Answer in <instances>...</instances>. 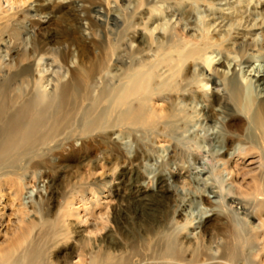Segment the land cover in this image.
<instances>
[{
	"label": "bare ground",
	"instance_id": "1",
	"mask_svg": "<svg viewBox=\"0 0 264 264\" xmlns=\"http://www.w3.org/2000/svg\"><path fill=\"white\" fill-rule=\"evenodd\" d=\"M29 1L0 0V50L9 57L6 63L0 61V205L6 188H13L14 182L20 186L17 170L30 162L27 157L42 159L43 147L59 143L58 138L67 134L66 144L75 147L74 142L80 141L78 153L94 159L103 153L99 167L115 165L112 174L102 173L108 179L87 184L95 190L94 197H101L105 188L110 197L118 198L113 218L121 224L119 238L108 227L110 220L103 218L96 225V236L80 235L78 230L69 237L64 231L70 226L67 215L35 223L20 214L0 242V264H47L49 250L55 248L58 253L64 247L70 256L64 264H122L131 243L143 244L134 253V264H264L263 222L242 242L229 228V216L216 212L213 216L222 221L214 225L204 221L195 240L183 231H169L172 219L179 222L178 185L195 189L186 179L188 170L184 180L172 167L171 181L159 174L156 190L142 185V167L152 159V143L171 148L163 168L176 164L183 170L190 155L195 163L204 158L181 149L175 141L194 117L196 108L188 107L198 100L203 103L198 115L204 123L213 125L222 114L226 118L224 152L211 156L212 162L223 163L222 169H215L216 176L226 171L235 186L239 176L252 174V185L230 188V198L238 204L246 199L253 209L264 212V68H257L254 78L243 69L252 66L254 54L257 61H264V33L256 38V30L264 26V2L235 0L229 6L232 14L218 15V0H206L204 9L200 0H161L173 1L171 11L155 0H134L132 12L125 7L128 1L115 0L123 18L120 22L111 16L110 0H69L65 8L56 6L57 32H34L28 44L22 26L30 14L24 7ZM46 10H40L41 14ZM93 13L104 20H97ZM83 22L91 37L84 36ZM214 54L235 64L231 69L224 61L215 65ZM206 83L220 86L221 92H200ZM115 134L133 139L131 158L112 140ZM190 141L198 150L205 142L198 134ZM236 146L240 147L236 158L230 157ZM237 161L250 170L246 175L238 172ZM122 163L126 170L119 174ZM14 195L18 197L19 191ZM78 196L84 200L85 193L71 197L70 208ZM254 196L259 203L251 202ZM202 202L209 205L211 200L202 197ZM246 211L255 218L251 210ZM72 215L81 217L80 212ZM3 225L1 219L0 228ZM215 229L223 234L219 254L206 255L205 248L218 236L213 234ZM146 239L152 241L147 247Z\"/></svg>",
	"mask_w": 264,
	"mask_h": 264
},
{
	"label": "rangeland",
	"instance_id": "2",
	"mask_svg": "<svg viewBox=\"0 0 264 264\" xmlns=\"http://www.w3.org/2000/svg\"><path fill=\"white\" fill-rule=\"evenodd\" d=\"M110 1L111 4L109 8L112 11L111 16L117 18L120 22H123V18L120 15L121 11L117 3L118 1L120 4L128 1L125 4L128 12H132V10H134V0H117V2L115 0ZM155 1H158V4L165 6V8L167 7V11L173 10V1H168V3H162L161 0ZM200 1V7L201 9H204L206 6V0ZM261 1L264 2V0ZM29 2V5L24 4V7H26V10H28L30 14L28 15V18L24 20V27L22 26V28H25L23 29V35L28 39V44L30 43L31 35L34 32H57V30L60 28V23L57 17L59 13L56 6L59 7L60 4H62L61 6L65 8L66 6L70 5L69 0H30ZM233 3H235V0L216 1L215 8H217V14H232V10L229 8V6ZM81 4V2H77V6H81ZM4 7H7L6 4H4ZM42 9H47L45 11L46 14H41L40 10ZM27 14L28 13L26 12L25 15ZM93 17L99 21L104 20V18L96 13H93ZM172 22H175V18L172 19ZM216 28L219 29V27ZM137 30L142 31L141 28H138ZM256 31L258 32L256 38L261 39V35L264 33V26L262 29H257ZM82 32L84 36L91 37L87 30L86 22H83ZM5 39H7V37H5ZM0 52L1 63H6L9 60V57L5 56L6 53L4 50H0ZM254 56L255 57L252 61V66L243 68L249 78L258 76V73L256 72L257 68H264V61H257V54H254ZM212 59L213 64L215 65H219L224 61V59L217 54H214ZM224 62L227 66H230V69L233 67V64H235L232 59H229L228 61L225 60ZM204 76H206V73L202 77ZM208 77L209 75L207 74V79ZM257 89L258 92L262 91L260 85L257 86ZM218 90L221 92L220 86L215 87L211 83H206L200 92L209 95L213 91ZM181 105L183 106L184 103H181ZM202 106L203 103L196 100L188 107L196 108L194 117L188 124L186 131L181 135H178L175 139L176 142H179L181 149H188V151L190 150L191 152H198L200 155H203L204 158L201 160V162L195 163L192 159V156L190 155L184 163L185 169L183 170H180L176 164H171L163 168L162 164L167 162L171 148H169L167 144H163V146L159 147L158 144L152 143L150 148L152 159L144 161V166L142 167V173L145 175L142 185L144 188L149 187L152 190H156L157 177L159 174L165 175L171 181L170 168L172 167L175 172L180 174L181 179L184 180V178H186L185 175L187 174L184 173L186 170H188V175L190 177L186 179H190L193 182L195 189H183L181 184L178 185V194L180 196L179 200L181 203L179 209L180 215L178 216L179 222L176 218L172 219L170 221L171 229L169 231L172 232L175 230L172 232L173 234L177 233L178 231H183L182 233L186 234L189 239L195 240L201 230L199 226L202 225L204 221L209 220L210 225H214L217 221H222V219L219 217L213 216V214L216 212L229 216L231 223L229 228L234 230L235 235H238L241 237V239H243L241 240L239 237V240L242 242L246 239L248 233L249 235H252L256 230H260V227L262 226V223L260 222L264 223V212L262 210L257 211L253 209L251 205H248V201L246 199L244 200L245 203L238 204L237 201L232 202V199L230 198L232 196L229 194L230 188L234 190L236 186L246 189L249 187V185H252V174H250V176L246 175L245 172L250 170H244L240 163L241 161H237L235 165L238 167V172H241L246 176H239L236 180L238 184L235 186L230 184V181L228 180V173L226 171H223L221 176H216L215 169H222L223 163L216 160L212 162L211 156L217 152H224V149H222V142L224 140L223 138L226 131L223 128V124L226 118L225 114H222L219 116L218 121H216L215 124H206L202 121L203 118L198 115ZM197 134L205 140L199 150L194 145H192V141H190L191 137H195ZM66 135L67 134H63L60 136V139L58 138V141L60 140L61 142L62 140L61 146H59L60 142L56 143L55 141L50 145L44 146V157L39 159L40 161L37 157L31 155L27 157V159H30V162L23 168L17 170L19 171L18 176L21 179L20 186L14 182L13 188L11 187L12 189L10 187V189L6 188V196L0 205L1 212H5L3 216L0 214V220L2 219L4 223V225L0 228L2 235V237H0V242L2 239L7 237L5 236V232L9 230L12 223L16 221L20 214H23L25 218H33L35 223H37L38 219L41 220L42 218H57V220L54 221H58L59 216L64 218L67 215L68 219H70V221H67L68 223L70 222V226L64 227V231L69 237L75 235V231L78 230H81L80 235H90L92 233V236H96L98 234V230L95 229L96 225L100 226V220L102 218L103 221L109 219L110 223L108 224V227L111 228V230L113 229L114 236H116L115 238H119V225L121 223L113 218L114 212L116 210L115 208L118 205V198L114 196V194H112L110 197L108 190L105 188L103 189L104 193L101 195V197H94V194L96 193L95 190H89L87 184V182H98L103 179H108L107 175H102V173L105 172L108 175L112 174V168H114L115 165L107 164L106 168L99 167V164L101 161H103L101 156L103 153H101L95 159L84 156L83 153L77 152L79 150L78 148L80 146V141L74 142L75 147L63 142V139L66 137ZM112 140H115L121 146L129 158L133 156L135 143L132 138H126L115 134ZM207 140H212V143H209ZM56 146H59V148L57 149ZM49 148H51L50 152ZM239 148L240 147L236 146L234 149L230 150V157L236 158V152ZM27 159H24L22 163H26ZM124 169L126 170V165L122 163L119 165L117 172L121 174ZM15 191H19L20 195H18V197L20 198L14 195ZM78 193L80 195L85 193L84 200L83 197L80 198L78 196V199L75 200L76 202L73 205V208H70L68 206L70 203L69 199L75 195H78ZM202 197L209 198L211 203L209 205L203 203ZM90 198H92L91 202L89 201ZM257 200L258 197L254 196L251 202L259 203L260 201ZM246 208L249 209V212L251 210V212L255 214V218L248 216ZM256 208L258 209V207ZM74 212H80L81 217L73 216L72 213ZM65 219L67 220V218ZM106 231H103L102 234H105ZM215 231L216 229L213 231V234L218 236H216L215 240L205 248L204 251L206 255L208 254L210 256H218L219 254L218 244H222L223 234L222 231H220L221 234H219V229L216 232ZM98 238H100V236H98ZM149 240L146 239L148 243L146 241L144 242L146 247L152 243V241ZM69 244L70 248L74 247V243ZM141 245L143 244L131 243L129 246L131 250H128V253L130 254H126V258L121 260L122 264H134V253ZM256 247L254 248L255 251L258 249V246ZM66 248L67 247H64L63 251H59L58 253H56L55 248H51L49 250V257H47L46 263H66V260H68L70 257L69 254L66 253L68 250ZM201 259V261H203L205 258L203 257ZM240 263L245 264L246 261Z\"/></svg>",
	"mask_w": 264,
	"mask_h": 264
}]
</instances>
